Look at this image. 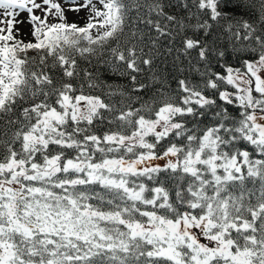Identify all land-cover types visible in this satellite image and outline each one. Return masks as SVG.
Listing matches in <instances>:
<instances>
[{"label":"snow or ice","instance_id":"1","mask_svg":"<svg viewBox=\"0 0 264 264\" xmlns=\"http://www.w3.org/2000/svg\"><path fill=\"white\" fill-rule=\"evenodd\" d=\"M0 264H264V0H0Z\"/></svg>","mask_w":264,"mask_h":264},{"label":"trees","instance_id":"2","mask_svg":"<svg viewBox=\"0 0 264 264\" xmlns=\"http://www.w3.org/2000/svg\"><path fill=\"white\" fill-rule=\"evenodd\" d=\"M193 11H194V9H193ZM80 26H84V25H80ZM20 38L25 40V41L32 40V37L31 38H29V37L23 38V36H21V34H20ZM30 55H32V54L30 53ZM105 58H107V56ZM81 63H83V62L81 61ZM156 63H157L158 68L162 70V73H161L162 75L168 76L169 73L172 71V67H171L172 57L169 56V57L165 58L164 56H160L157 59ZM233 63H234V61H233ZM190 78L198 79V76H196V74L193 73ZM106 79H107L108 83H112L114 85H123V84H126L128 82L125 78H121L119 76L111 75V74ZM168 84L170 85L169 91H172L173 89L176 88V81L171 76H169ZM96 94H98V93H96ZM151 95H152V92L148 91L145 94L144 98L148 99V97ZM158 163L162 164V162H158Z\"/></svg>","mask_w":264,"mask_h":264},{"label":"rangeland","instance_id":"3","mask_svg":"<svg viewBox=\"0 0 264 264\" xmlns=\"http://www.w3.org/2000/svg\"><path fill=\"white\" fill-rule=\"evenodd\" d=\"M37 14H39V13H37ZM84 17H86V12H84V11H81L79 13V15L69 14V20H70V22H76V23H78L80 25H84V20L81 19V18H84ZM17 19L23 21L22 24L16 25V27H18L20 29L21 36H23V38H25V37L31 38V36L29 35V31H30V27L31 26L28 23L27 13H21L17 17Z\"/></svg>","mask_w":264,"mask_h":264}]
</instances>
